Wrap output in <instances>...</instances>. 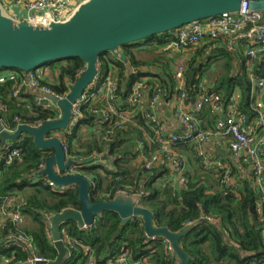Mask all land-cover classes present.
<instances>
[{"label": "trees", "instance_id": "obj_1", "mask_svg": "<svg viewBox=\"0 0 264 264\" xmlns=\"http://www.w3.org/2000/svg\"><path fill=\"white\" fill-rule=\"evenodd\" d=\"M173 37L174 31H171L155 35L146 42L156 40L158 44L164 45ZM135 45L137 44L121 48L127 63L115 58L109 52L100 56L101 70L98 84L104 82L103 76L106 74L107 66L113 64L117 70L115 95L118 98L127 97L132 91L133 84L141 81L144 75L141 71L142 67L159 61V59L154 61L137 59L132 51ZM261 60L264 61V54ZM257 63L255 74L262 77L264 64ZM127 64L136 72L131 71L126 74ZM45 66H50L52 73L55 74V80L48 81L37 75L35 71L38 87L47 86L55 94L66 96L69 86L78 77L84 63L79 58H69L42 67ZM188 67L196 72L192 79L187 81L190 94L194 95L196 94L194 86L197 87L204 69L195 66V59L188 61ZM225 69L226 73L218 81L219 86L224 89V94L219 97L211 96L215 106L235 105V111L244 113L252 119L257 112L253 109L254 100L250 95L249 74L244 71L241 75L230 76L229 68ZM25 83H28L27 73L0 68V103L5 107L0 111V120L9 130H15L19 122L37 125L56 117L55 111L49 106L35 102L34 94L27 90ZM234 85L240 87L242 92L237 103L231 98ZM91 92L90 89L88 93ZM152 92L153 89L150 90L151 95ZM115 105L118 108L124 107L119 102ZM95 106L90 97L89 101L80 107L82 116L76 127L70 134L64 135L68 158L78 162L81 160L75 170L89 176L92 181L91 197L94 201L112 199L119 191L124 190L140 197V205L153 212V221L157 227H166L175 233L191 223H196L193 230L181 240L183 250L190 256L188 264H264V215L258 204V192L251 179L246 175L241 176L237 169L231 168L229 171L226 167L209 168L206 162L196 155L194 159L200 161V167L206 176L210 171L216 175L213 185L207 177L204 180L189 175L182 188L174 187L165 179L157 182L154 180L156 174H165L170 168L164 162L154 166L151 171L141 167L136 175H130L126 167L122 166V162L126 163V158H119L118 155H126L132 145L131 142L128 145L124 144L127 141L126 136L137 134L140 139L141 130L131 128V123L126 124L123 129H117L115 126L110 129V124L104 123L98 115L92 113L91 109ZM134 119L138 125L146 128L152 139L151 143L146 140V148L148 149L150 144L154 149L152 152L158 151V141L148 127L144 114H137ZM81 126L95 129L90 137L80 144L79 149H76L72 147L71 141ZM107 130L112 132L105 138ZM215 130L213 127V131ZM10 143L19 147L21 151L19 157L11 164L0 162V205L13 198L12 206L20 204L19 212L22 218L29 219V222L22 226H15L10 220L0 222V264H24L28 259V249L23 242L13 246L9 241V235L18 233L32 239L37 256L54 260L57 251L48 236L46 218L66 209H78L80 203L77 199V189L75 187L58 189L49 185L43 177L36 176L50 151L38 149L32 137L22 136ZM192 143L194 142H179L173 144L172 149L175 145H179L181 148L193 150V146H188ZM5 151L1 148L0 154L3 155ZM103 153L114 156V171L109 172L101 165L93 164L89 159L92 155ZM187 163L188 161L186 165ZM102 170L111 177L105 179L100 173ZM231 179L234 183H231ZM202 218L206 220L201 221ZM63 231L67 232L71 239L88 245L96 264H107L109 259L117 257L122 251H128L132 261L144 257L145 260L141 264H176L173 255L163 243V238H155L148 243L142 222L138 218L122 224L116 213L104 212L88 232H81L73 222L62 224L61 232ZM77 254L78 257L83 256L81 252ZM63 264H75V262L66 259Z\"/></svg>", "mask_w": 264, "mask_h": 264}, {"label": "water", "instance_id": "obj_2", "mask_svg": "<svg viewBox=\"0 0 264 264\" xmlns=\"http://www.w3.org/2000/svg\"><path fill=\"white\" fill-rule=\"evenodd\" d=\"M246 1L252 11L264 13V0ZM241 2L242 0H88L68 19L52 22L47 26H36L16 19L7 14L0 3L1 69L29 72L69 58H79L84 63L65 97L59 99L55 95L44 94L38 103L58 109L59 118L44 121L38 126L19 124L13 132L7 131L0 122L2 143L30 136L38 149L50 151L43 169L36 173L37 177H43L58 189H77L79 208L66 209L49 217L51 240L57 251L55 259L35 264H63L66 247L61 225L73 222L81 232H88L104 212L116 213L122 224L138 218L142 222L148 243L155 238L166 239L176 264L189 263L190 256L183 250L181 240L193 230L196 223L175 233L166 227H157L153 221V212L141 206L138 197L131 194H117L112 199L94 201L91 197L92 181L75 170L79 162L67 158L61 139L54 133L68 128L73 116V105L100 74L102 54L109 52L127 63V58L121 51L123 46L138 44L196 21L225 13H237ZM193 75V71L189 70V79ZM203 220L206 218L201 219Z\"/></svg>", "mask_w": 264, "mask_h": 264}, {"label": "built area", "instance_id": "obj_3", "mask_svg": "<svg viewBox=\"0 0 264 264\" xmlns=\"http://www.w3.org/2000/svg\"><path fill=\"white\" fill-rule=\"evenodd\" d=\"M9 1L22 5L26 9L28 15L23 20L36 26H47L52 22H60L68 19L70 15L79 8V6L86 3L88 0ZM205 39L212 41H225V44L227 43L228 51L232 50L238 43L246 46L245 55L248 58L246 66L251 81L250 95L254 100L253 109L257 112V115L251 119L244 113L231 111L225 116L222 128L213 132L207 129H202L196 118V115L200 113L205 106H215L213 98L207 95L203 90L200 92L198 91L197 94L192 97L190 94L191 92L187 87L188 58L185 55V50L198 46ZM168 50H174L179 53V60L174 67L173 79L177 90L179 91L180 101L187 103L188 107V111H180L176 113L177 119L184 127L183 131L180 133L168 134L164 131L163 126L153 112L143 111L144 92L139 87H135L132 91L128 108L126 110L118 108L113 103L115 92L117 90V83L116 80L111 77H107L102 84L105 96L108 99V106L105 108L95 106L91 109L92 113L98 115V117L101 115L103 122L111 125L110 129H112L113 126L117 129H123L126 124L132 122L135 113L139 111L144 114V117L147 119L151 130L154 133L155 140L158 141L159 144L158 151L150 152L149 154H144L142 156L141 167L146 171H151L154 166L158 165L160 162H164L167 166L172 168L176 175H181L186 166V159L183 156L178 155L172 149V145L179 142L200 143L209 140L212 136H216L219 139L217 140V146L226 147L233 154L243 155L245 157L250 167V178L259 194V206L264 215V112H262V109L264 110V78L259 77L253 72L255 61L259 58L260 54H264V13L252 11L249 8L248 1L242 0L237 13L221 14L176 29L174 31L173 39L166 47H164V51ZM190 70L192 69L190 68ZM133 72L136 71L134 70ZM25 73H27L28 80V83L26 84L39 92L34 98L37 104L43 98L44 94L55 95L59 99L65 97L63 95L55 94L47 86L39 88L34 74L35 70ZM97 81L98 76L94 82ZM163 93L164 90L161 86L153 88L152 95L150 96V105L154 106L158 103ZM90 97L91 95L88 93V90L84 92L80 100H78L72 107L71 112L73 116L68 128L65 131L54 133L61 139V145L66 156L68 154V148L64 140V135L66 133L70 134L71 130L76 127L82 116L80 107L89 101ZM4 108V105L0 103V111L4 110ZM51 109L55 111L56 117L54 119L59 118L60 112L58 109ZM1 124L3 125L2 122ZM19 124L24 123L19 122L18 125ZM38 125L40 124L32 126ZM3 127L9 132L14 131L7 129L4 125ZM111 132V130H107L104 137H108ZM140 144L142 146L144 145L143 142ZM1 148H4L6 151L3 155L0 154V162L5 163L6 165L11 164L13 160L20 155L21 149L19 147L12 146L10 141L2 143L0 137V149ZM196 156L202 158L208 166L210 165L208 157L202 151H198ZM97 157L98 155H92L89 159L93 163L94 159ZM80 161L81 160H79V162ZM43 167L44 164L40 165L38 171L43 169ZM215 167L220 168L224 167V165L220 161H217L215 162ZM48 184L52 186L51 183ZM117 194L131 193L123 190L119 191ZM131 195L137 196L138 199L140 198L136 194ZM12 202H14V199L9 198L7 203L0 205V222L4 223L6 220H10L15 226H22V216L19 212L20 204H13L12 206ZM49 217L50 216L46 218V222L48 225V236L51 239ZM133 219L134 218H132V221ZM62 237L66 247L65 260L68 259L69 261H74L75 264H96L88 245L71 239L65 231L62 232ZM8 238L13 246H17L19 242H23L26 245L29 256L24 264H35L36 262L46 260L37 256L32 239L24 234H11ZM163 243L166 245L169 253L173 255L169 242L166 239H163ZM77 252H81L83 256L78 257L79 254H77ZM144 260L145 258L143 257L137 261H132L131 255L128 251H122L117 257L109 259L107 264H141Z\"/></svg>", "mask_w": 264, "mask_h": 264}, {"label": "crops", "instance_id": "obj_4", "mask_svg": "<svg viewBox=\"0 0 264 264\" xmlns=\"http://www.w3.org/2000/svg\"><path fill=\"white\" fill-rule=\"evenodd\" d=\"M0 1L3 4L4 8L8 11L10 16L16 19L23 20L28 15V12L22 5L16 4L15 2L9 0ZM167 45L168 43L164 45L158 44V42L155 40L148 42L146 45H144L145 47L143 45H138L132 48V51L137 57V59L147 61H154L156 59H159V61H154L152 65H146L142 67L141 71L142 73H144V75L141 77L140 82L133 84L132 91L135 87H139L143 90V111L153 112V114L156 115L159 122L163 126L164 131L168 134H172L180 133L181 131H183L184 127L177 119L176 113L180 111H188V107L187 103L180 101L179 91L177 90L173 79L174 67L179 60V53L175 52L174 50L164 51V47H166ZM245 51L246 46L241 43H238L233 47L232 50L228 51L227 43L225 44V41H212L207 39H205L201 44L196 47L186 49L185 55L188 58V61H190L191 59H195V66L197 68L199 67L202 70L204 69V72L197 84V87L194 86L195 93L197 94L198 91L200 92L201 90H203L209 96H222L224 94V89L222 86H219L218 81L220 77L224 76V74L226 73V67L229 68L228 71L230 76L241 75L244 73V71H247V74L249 73L246 66L248 58L245 55ZM261 56L262 54H260L259 58L254 63V73H256L257 62H260V64H264V61L261 60ZM125 69L126 74H129L131 71H134V69L128 64L126 65ZM188 70H190L189 67ZM188 70L187 81H190L192 78L189 79ZM35 71L37 75L42 78H46L48 81L55 80V74L52 73L53 71L52 69H50V66L40 67ZM116 71V67L113 64H109L106 69V74L105 76H103L104 80L107 77L115 79ZM192 71L194 70L192 69ZM195 73L196 72L194 71V74ZM99 77L100 74L98 75V80H100ZM261 78H264V76H262ZM102 84L103 83L98 84L97 81L92 83L88 88V92L90 91V89L92 91L90 93L92 102L95 103V105L99 108H105L109 104L107 101L108 99L105 96V91L102 88ZM25 85L27 86V90L32 92L34 96L38 95V90L30 87L26 83ZM157 85H162L164 93L162 94L159 102L152 106L150 105V90ZM131 93L125 98H118L115 95V99L113 101L114 105L119 102L124 106L121 109L126 110L128 108ZM241 93L242 92L240 87L234 85L231 90L232 100L237 103L240 100ZM194 95L191 94L192 97H194ZM231 111H235V105L230 104L226 107L222 105L214 107H212V105H207L200 113L196 115V118L202 128L213 132V127L216 130L222 128V126L224 125L225 116L228 115ZM137 114L142 113L138 111L134 114V116H136ZM134 116L132 118L130 127L141 130V140L137 137V134H128V136H126L127 141L124 144L128 145L129 142H131L132 145L130 146V149L127 151L126 155H118L119 158H126V163L122 162V166L126 167L130 175H136L139 170H141L142 156L144 154L147 155L152 152V150H154L152 149L150 144L148 149L146 148V140H149V142L151 143L152 139L149 136L146 128H142V126L138 125V123L134 119ZM99 119L102 120L101 118ZM147 125L148 127H150L148 121ZM94 129L95 128L93 127L88 128L86 126H81L76 131L75 137L71 141L72 147L79 149L80 144L90 137ZM217 140L219 139L216 136H212L207 141H203L200 143L194 142L192 144H188L189 147H194L193 150L188 148H181L179 147V145H175L173 150L178 155L180 154L184 156L188 161L183 173L181 175H176L170 167L169 169L167 168L168 172H166L165 174H156L154 180L159 182L165 179L170 182L174 187L182 188L185 186V183L187 182V177L189 175L192 178L200 177L204 180L207 177L209 182L213 185L216 177L214 172L210 171L209 175L206 176L203 169L200 167V161L194 159V155H196L198 151H202L208 157V161L210 163L209 168L215 167V162L223 161L224 163H221L229 171L231 168H233L234 170L237 169L241 173V176L246 175L247 178L251 179L250 167L245 157L243 155L233 154L226 147L217 146ZM142 142L144 144L143 146L140 144ZM113 160L114 156H110L103 153L98 155V157L94 159L93 164L101 165L103 169L109 170V172H111L115 170V168L113 167ZM206 165L208 167L207 163ZM100 173L103 177H105V179H109L111 177V175L105 174L106 172L104 170H102ZM87 177L90 179L89 176ZM36 180L37 178H35V181ZM233 181L234 180L231 179V183H234ZM28 222L29 219L22 218V225H26L28 224Z\"/></svg>", "mask_w": 264, "mask_h": 264}, {"label": "rangeland", "instance_id": "obj_5", "mask_svg": "<svg viewBox=\"0 0 264 264\" xmlns=\"http://www.w3.org/2000/svg\"><path fill=\"white\" fill-rule=\"evenodd\" d=\"M0 3H1V1H0ZM1 5H2L4 11L7 12V14H9L8 11L4 8V6H3L2 3H1ZM148 42H150V41H147V42H146V41H141V42H138V44L135 45V46H138V45H143V46H144V45H146ZM144 47H145V46H144ZM3 72H4V71H3ZM149 247H151V246H149Z\"/></svg>", "mask_w": 264, "mask_h": 264}]
</instances>
